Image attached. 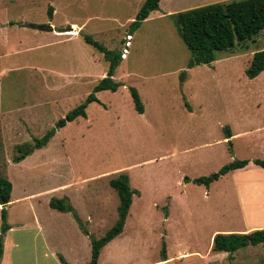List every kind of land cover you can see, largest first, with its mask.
<instances>
[{
    "label": "rangeland",
    "instance_id": "rangeland-1",
    "mask_svg": "<svg viewBox=\"0 0 264 264\" xmlns=\"http://www.w3.org/2000/svg\"><path fill=\"white\" fill-rule=\"evenodd\" d=\"M144 1L85 0L87 6L65 13L92 17L88 26L80 22L74 31V25L61 24L63 34L31 24L50 22L46 2L35 3L38 12L30 17L0 18L7 27L0 32V62L43 59L46 68L43 77L21 73L3 79L0 176L13 184L12 202L5 207L14 226L13 264H61L57 252L70 264H90L91 237L101 238L118 220L120 198L110 180L123 172L139 193L122 233L102 248L97 264H264V243L233 256L211 252L215 230L244 226L251 192L254 205H261L264 169L253 162L209 187L192 180L235 159H264V130L257 129L264 125V71L255 78L246 74L254 52L264 49V31L238 44L232 55L220 51L213 63L187 68L192 53L174 13L130 26ZM223 1L230 0H164L162 9L179 12ZM12 4L0 0V12ZM86 35L122 53L115 78L125 85L96 92L99 101L87 104L86 117L59 127L69 111L86 103L110 66ZM130 86L141 95L142 113ZM51 128L56 132L45 147L23 162L13 161L17 144ZM233 132L241 134L225 137ZM53 197H67L75 212L52 208ZM1 225L2 208L0 235ZM163 243L169 261L162 260Z\"/></svg>",
    "mask_w": 264,
    "mask_h": 264
},
{
    "label": "trees",
    "instance_id": "trees-1",
    "mask_svg": "<svg viewBox=\"0 0 264 264\" xmlns=\"http://www.w3.org/2000/svg\"><path fill=\"white\" fill-rule=\"evenodd\" d=\"M160 0H145L137 13L131 26L136 29L141 23L149 17L150 13L159 9ZM176 28L184 42L192 53L191 59L187 63V68L199 64H211L219 59L218 53L222 51L226 55H232L237 50L238 44H244L246 41L253 40L264 31V0H230L223 2H214L203 6L182 10L171 15ZM85 39L91 45H94L105 54V58L110 62L107 75L100 79L94 86L93 91L88 95L86 103H82L69 111L60 121V126L67 121H73L79 117H86V106L89 102L99 101L96 92L102 90L117 91L124 83L115 79V69L118 60L122 58V53L113 52L91 36L86 35ZM264 71V49L256 50L251 59L246 74L250 78L257 77ZM187 70L181 73V81L184 82ZM133 98L135 109L144 112V104L138 89L135 86L129 87ZM56 128H51L41 137H34L32 141H27L16 146L14 162H20L36 149L45 147ZM231 133L226 135L230 138ZM251 161L249 159H235L224 166L218 172L200 176L192 179L195 183L209 187L212 182L230 171L244 168ZM255 164L264 168V159L257 158L253 161ZM190 180V177H186ZM111 186L117 190L120 198L118 207L119 217L115 225L101 238L91 237L92 259L90 264H97L102 248L122 233L129 208L133 201V196L138 191L130 185V178L126 172L110 180ZM13 184L10 179L0 176V204H7L11 200ZM139 193V192H138ZM50 206L61 212H75L74 207L68 201L67 197H53L49 202ZM10 228L7 221V209L2 208V226L0 235V261L4 250V234ZM88 234V232H87ZM264 243V228L255 229L249 232H218L213 237L211 252H227L233 254L248 245H258ZM162 260H167L166 243H163ZM64 264H68L61 256Z\"/></svg>",
    "mask_w": 264,
    "mask_h": 264
},
{
    "label": "crops",
    "instance_id": "crops-1",
    "mask_svg": "<svg viewBox=\"0 0 264 264\" xmlns=\"http://www.w3.org/2000/svg\"><path fill=\"white\" fill-rule=\"evenodd\" d=\"M1 1L8 2V3H14V4L11 5L10 10H9L8 7H5L4 9L1 10L0 18H3V19H6L9 16H14V17H19V18H21V17L22 18L30 17L31 16L30 13L34 14V12H36V13L38 12V10L34 11L35 8H36L35 3H38V2H41V3H45L46 2V3H48V8L47 9H48L49 17L51 18L50 22L46 23V24H44V23H41V24L31 23V24L47 26L49 31H45V32H50V33L56 32V33H62L63 34L66 30L61 29L60 26H61V24H67V23H70V24L75 26V30L74 31L80 30V25H78V23H80V22L84 23L86 21V27H87L89 22H90V18H92V17H80V15L73 16L71 18H67V14L65 13L67 10H76V9L81 8V7L87 6L85 0H1ZM163 1L164 0H160L159 9L152 11L150 13L149 17L146 18L145 20L149 19L150 17H152L154 15L161 16V15H165V14H169L170 15V13H177V12H172L170 9H167V12H165L162 9V2ZM31 11H33V12H31ZM58 16H59L60 20L57 21V23H55V19ZM80 18H84L85 20L81 21ZM132 22H131V24H132ZM4 24H5V22H3V21L0 22V32L2 34H3L2 30H5L4 28L6 27ZM40 28H42V27H40ZM70 28H73V27L71 26ZM132 32L133 31H131L129 34H131ZM3 45L6 46L5 44H3ZM126 48L127 47H125V49ZM49 54L51 55V57L54 56L53 53H49ZM7 61H9V60H7ZM10 62L11 63H7V64H2V62H0V97H3V93H4V80L3 79L5 77H16V75H19V74H20V77H22L23 74H24L23 77H29L30 74H32V73H36L37 75L43 77L44 76V71L46 70L45 63H44L43 59H42V61H39L37 64H35V63L31 64L29 61L23 60V59H22V62H19V63H15L13 61H10ZM26 63H30V64L28 65ZM21 73H22V75H21ZM51 73L55 74L53 72H51ZM106 75H107V72H106ZM103 77H105V76H103ZM114 77H115V75H114ZM257 129H261V131H263L264 130V125L261 128H257ZM246 132H247V130L246 131H242V133H246ZM240 134L241 133L233 132V134H232V136L230 138L239 136ZM25 142H27V141H25ZM19 144H22V143H19ZM19 144H17V145H19ZM263 146H264V141H263ZM40 149H42V148H40ZM36 150H39V149H36ZM34 152L32 154L28 155L27 157L33 155ZM26 158L23 159L20 162H23L24 160H26ZM255 159H257V158H255ZM255 159H249L251 162L247 166H249L251 163H253V161ZM20 162H15V163H20ZM246 167H244V168H246ZM244 168H240V169H244ZM246 187H247V184H246ZM246 192H247V194H246V200H247V197H248L247 189H246ZM254 197H255V200H256V196L254 195V193L251 192L249 194L250 202H245V223H244V226L242 228L236 227V228H227V229H223V230H215L213 232V234H212L211 244L213 242L214 235L216 233H218V231L226 232V233H228V232H249V231H252V230H255V229L264 228V205H263L264 204V200L261 201V205L260 206L254 205ZM11 202H12V199L10 200L9 203H7L5 205L0 204V208L8 206ZM67 213H70V212H67ZM9 225H10V228L4 234V250H3V255H2V259L0 261V264H13V258H12L13 255L11 253V246L14 243L12 241L11 232H12L14 226L11 223H9ZM37 226H39L38 230L42 234L43 233L42 225H37ZM86 235H87L88 238H90V234L89 233L86 234ZM49 249L52 250L51 248H49ZM51 253H54L56 258H59L53 250L51 251ZM57 254H59V256H62L65 259V261L68 264H70L66 260V257H65V255L62 252L61 253L57 252ZM169 260H171V259L168 258L167 261H169ZM59 262L62 264L60 258H59Z\"/></svg>",
    "mask_w": 264,
    "mask_h": 264
},
{
    "label": "built area",
    "instance_id": "built-area-1",
    "mask_svg": "<svg viewBox=\"0 0 264 264\" xmlns=\"http://www.w3.org/2000/svg\"><path fill=\"white\" fill-rule=\"evenodd\" d=\"M130 37V36H129ZM126 50V49H125Z\"/></svg>",
    "mask_w": 264,
    "mask_h": 264
}]
</instances>
